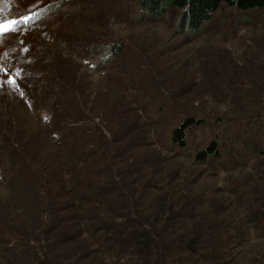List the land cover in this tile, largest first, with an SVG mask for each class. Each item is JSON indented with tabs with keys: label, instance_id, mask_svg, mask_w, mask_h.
Instances as JSON below:
<instances>
[{
	"label": "rangeland",
	"instance_id": "obj_1",
	"mask_svg": "<svg viewBox=\"0 0 264 264\" xmlns=\"http://www.w3.org/2000/svg\"><path fill=\"white\" fill-rule=\"evenodd\" d=\"M138 3L0 0V16L9 20L38 14L34 24L0 37V141L8 146L21 131L29 157L43 171L68 169L80 178L127 183L129 199L148 218L157 201L178 211L194 200L208 226L246 233L243 254L233 264H264V239L245 223V202L252 192L264 194V154L255 152L258 145L263 150L264 132L247 126L254 116L222 118L264 112V11L224 8L204 34L191 39L188 29L177 32L178 10L142 20ZM113 44L123 46L120 56ZM12 79L15 86L6 82ZM187 118L204 123L186 130V146L179 147L171 143V132ZM75 137L77 147L67 141ZM214 140L220 157L197 162V153ZM48 143L56 147L47 149ZM73 151L90 157L71 158ZM55 199V215L7 212L10 222L18 220L19 235L45 233L53 263L183 264L175 262L184 255L176 247L186 231L173 237L160 224L162 239L169 240L158 251L127 250L114 257V243L107 246L100 234H85V222L76 223L79 214L69 198ZM72 234L80 238L69 242Z\"/></svg>",
	"mask_w": 264,
	"mask_h": 264
},
{
	"label": "trees",
	"instance_id": "obj_2",
	"mask_svg": "<svg viewBox=\"0 0 264 264\" xmlns=\"http://www.w3.org/2000/svg\"><path fill=\"white\" fill-rule=\"evenodd\" d=\"M224 8H236L239 13L253 10L264 11V0H139L138 3L142 20L147 18L157 21L169 11L178 10L180 15L177 32L183 33L188 29V38L191 39L204 34L217 12ZM35 22L36 17L29 21L27 25L19 20L17 30ZM112 47L113 53H118V56H120L123 46L113 44ZM42 100H46V98ZM66 110L59 111L60 114L57 116L60 119L63 118V112L66 113ZM229 116L231 115H225L222 118L228 121L240 122L243 117L246 118L245 120H249L250 116H254L251 117V121L255 122L252 124L249 122L247 126H254L256 134L264 132V112L249 111L236 116L237 118ZM68 118L78 121L75 115ZM202 123H204V120L187 118L179 127L172 130L171 143L179 147H185L186 130L192 126H200ZM82 128L81 126L75 130L79 131ZM19 133L20 135L17 137L20 138L11 140L12 144L8 146L5 144L6 142L0 141L3 151L0 152L1 262L8 264H56L48 257L50 255H48L49 247L45 246V242H47L45 233L44 236L40 234L39 236L30 237V235H25L21 231V235H19L17 232L20 226L18 220L12 218L10 222L7 212L9 213L13 208L14 212L23 218H26L31 212L42 215L41 218L48 213L55 215L60 212V204L55 198H62L63 196L69 198L70 203L77 209L79 215L76 216V223L79 225L85 222V234L90 237L96 233L100 234V240L107 242V246L108 243L110 245L114 243L110 246L114 257L124 254L127 250H133L135 253H146L150 252L151 249V252L154 249L158 251L165 244L164 240L168 239V237L162 239L163 237L159 232L161 229L166 234L171 233V235H174L173 237L180 234L179 230L186 231V235L190 230L189 236L184 235L179 238L180 242L176 247V251L180 250L177 253L184 255L175 261L176 263L180 261L183 264H190V262L192 264H233L243 254V248L248 242L247 236L245 237L246 233L244 234L237 228L222 227L216 224L208 226L209 223L205 224L203 221L206 217L198 214V212L196 213L197 206L194 208V204H196L194 200L189 201L191 204L187 202L185 207L178 211H172V208H168L165 205L166 203L162 201H157L152 206L150 204L151 209L156 207L155 214L153 213L154 215H151L153 218L150 217V219L143 216L144 212L142 213V211H146V209L142 205H136L133 198L129 199L131 193L130 191L127 192L128 184L126 182L127 187L119 179V182H117V179L113 177H110L109 181L105 180L106 182L87 177L80 178L75 172L68 169L64 170L65 173L58 170L51 173L52 171L46 167L45 171L49 172L46 173L43 171V167L36 165L34 156L29 157L26 147L21 142L22 132L19 131ZM58 133L64 136L66 131L61 128ZM69 135L71 134L69 133ZM77 135L79 136L78 132L75 131L74 136ZM80 135L79 138L82 139L83 135L81 133ZM76 139L78 138L75 137L74 140L72 138L67 139V141L77 147L80 144H78L79 140ZM247 140L245 139V141ZM25 141L29 140L25 139ZM80 141L83 142L84 139ZM38 143L36 145H39ZM40 144L43 145L44 143ZM48 144L47 149L56 147L54 144ZM218 144V141L214 140L208 147L200 150L197 153L196 161L199 163L205 162L208 155L219 158L221 151ZM246 145H248V142H246ZM257 148L255 152H258L259 155L264 154L263 146V150H259L260 145ZM78 154L73 151L70 156L74 159L83 156L90 157V153H84L86 155ZM252 195L251 199L245 202V223L251 228L252 232H256L257 239H264V194L252 192ZM206 220L209 221L208 218ZM160 224H162V227L158 231ZM7 232H9L8 235ZM72 235L66 238L69 239V242L80 238V234ZM38 244H40V248L37 246ZM147 262L145 261V263Z\"/></svg>",
	"mask_w": 264,
	"mask_h": 264
},
{
	"label": "snow or ice",
	"instance_id": "obj_3",
	"mask_svg": "<svg viewBox=\"0 0 264 264\" xmlns=\"http://www.w3.org/2000/svg\"><path fill=\"white\" fill-rule=\"evenodd\" d=\"M36 15V18H38V14H34ZM33 19V16H25L23 18V22L25 25L28 24L29 21H31ZM17 24L18 21L17 20H9L4 16H0V37L2 38H7L8 34L14 33L17 31ZM17 75H19V73H17ZM8 83H11L13 86L16 85V80L12 79L10 81H6Z\"/></svg>",
	"mask_w": 264,
	"mask_h": 264
}]
</instances>
